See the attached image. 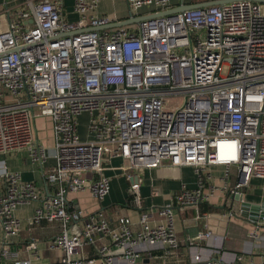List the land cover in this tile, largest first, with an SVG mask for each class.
I'll return each mask as SVG.
<instances>
[{
    "label": "built area",
    "instance_id": "obj_1",
    "mask_svg": "<svg viewBox=\"0 0 264 264\" xmlns=\"http://www.w3.org/2000/svg\"><path fill=\"white\" fill-rule=\"evenodd\" d=\"M210 1L219 3L161 14ZM126 2L130 12L151 7L132 28L91 13L97 0H73L75 21L63 16V0L0 1V154L26 149L41 165L36 120L47 117L54 160L41 167L40 184L2 166V264H32L9 243L21 227L16 209L29 204L30 227L57 228L46 243L62 255L50 264H180L169 259L179 247L174 215L190 209L195 220L209 218L205 169L223 166L221 190L231 195L264 178V0ZM82 114L87 138L78 130ZM113 158L122 160L114 169L129 181L136 221L81 209L74 195L86 191L100 203ZM166 164L191 166L197 184L145 206L132 172ZM248 235L264 239V216ZM210 237L205 230L195 238ZM27 248L37 256L35 240ZM186 264L221 260L195 253Z\"/></svg>",
    "mask_w": 264,
    "mask_h": 264
},
{
    "label": "crops",
    "instance_id": "obj_2",
    "mask_svg": "<svg viewBox=\"0 0 264 264\" xmlns=\"http://www.w3.org/2000/svg\"><path fill=\"white\" fill-rule=\"evenodd\" d=\"M72 6L73 0H63V16L68 20L75 21L78 15L73 12ZM150 10L151 7L144 6L137 11L130 12L126 0H97L96 7L91 13L110 17L113 20V25L119 22H128L125 26L132 28L139 18L146 16ZM37 119H40L41 124H46L48 127V137L43 140L44 144L49 146L48 149L45 148L48 154L43 157L41 165L32 162L29 158V151L20 149L8 154H0V171L5 165L9 170L19 172L22 179L40 184L43 182L41 167L46 171L54 165L51 154L53 138L49 118L39 117ZM88 135L87 133L81 137L87 138ZM121 163L120 158H113L106 164L107 168L104 170V174L110 177L113 184L108 195L100 203L86 191L74 194L78 199L79 208L87 211L102 208L113 216L117 211L119 214L128 215L133 221L137 220L136 210L128 205L129 199H126L129 181L125 175L121 174L120 170L114 169ZM204 172L205 188L208 187L206 191L212 190L206 202L202 204V209L209 213V218L195 220L190 209L175 212L174 226L179 239V247L169 259L186 264L190 256L199 253L202 256L218 257L221 264H234V255L238 254L243 256L241 264L264 263V239L255 240L248 235L253 224L264 216V206L262 207L264 204V182L261 192L251 188L250 184L248 187L239 188L244 201L261 206V209L256 212L251 208L247 209L245 216L240 211V201L235 199L236 195L221 190L225 168L220 165H212ZM132 175L141 178L139 191L145 206L163 205L182 185L193 188L197 184V175L191 166L174 167L166 164L157 168H144L137 173L132 172ZM253 180L254 182L264 181V178L253 177L250 183ZM119 187H123L124 197H114L115 190ZM33 206L34 204L21 205L16 209V216L20 219L21 227L18 235L10 240V246L12 250L18 252V259H28L32 264L54 263L60 259L62 253L60 250L48 249L46 240L54 234L57 228L48 223L30 227L27 224V219L32 213ZM205 230L211 232L210 238L203 240L195 238L199 232ZM32 239L36 242L37 256H34L27 248ZM2 263L0 257V264ZM143 263L148 264V259L144 258ZM6 264H12V262L8 261Z\"/></svg>",
    "mask_w": 264,
    "mask_h": 264
},
{
    "label": "rangeland",
    "instance_id": "obj_3",
    "mask_svg": "<svg viewBox=\"0 0 264 264\" xmlns=\"http://www.w3.org/2000/svg\"><path fill=\"white\" fill-rule=\"evenodd\" d=\"M227 71V67L226 66H223V72L222 73H225ZM36 128H37V140H39L41 142V145L44 147V148H49L48 145L44 144L43 140H46V138L48 137V134H47V125L46 124H41V121L40 119H37L36 120ZM78 128H79V134L82 136H85L87 134V130H86V115L85 114H82L80 115L79 117V122H78ZM47 149H45L47 151ZM28 151V150H26ZM45 151V155L48 154L46 153ZM44 155V156H45ZM9 156V155H7ZM27 168V166H26ZM124 179V178H123ZM125 181V180H124ZM263 182L264 181H258V182H254V180L250 183V186L251 188H253L254 190L256 189L258 192H261V189H263ZM112 180L110 181V187H112ZM124 197L125 196V191L123 189V187H119V188H116L115 190V195L114 197Z\"/></svg>",
    "mask_w": 264,
    "mask_h": 264
},
{
    "label": "water",
    "instance_id": "obj_4",
    "mask_svg": "<svg viewBox=\"0 0 264 264\" xmlns=\"http://www.w3.org/2000/svg\"><path fill=\"white\" fill-rule=\"evenodd\" d=\"M216 3H219V2L218 1H210V2L189 3V4L181 3V4H179L178 6L172 8V9H168V10H165V11L161 12V14L162 15L175 14L176 12L182 11V10H185V9L201 7V6H204V5H213V4H216ZM141 19L142 18H139V20H141ZM127 23L128 22H119L118 24H115L114 26H123V25H126ZM235 199L240 201V211H241L242 215L246 216V213H247L246 210L249 209V208L255 210V212L257 210L261 209L260 208L261 206H259L257 204H251V203H248V202L244 201L242 196H240V195H236ZM263 206H264V204L262 205V207Z\"/></svg>",
    "mask_w": 264,
    "mask_h": 264
},
{
    "label": "trees",
    "instance_id": "obj_5",
    "mask_svg": "<svg viewBox=\"0 0 264 264\" xmlns=\"http://www.w3.org/2000/svg\"><path fill=\"white\" fill-rule=\"evenodd\" d=\"M127 198L129 199V197H126V199H127ZM125 201H126V200H125Z\"/></svg>",
    "mask_w": 264,
    "mask_h": 264
}]
</instances>
